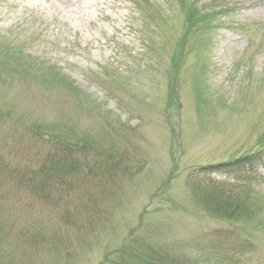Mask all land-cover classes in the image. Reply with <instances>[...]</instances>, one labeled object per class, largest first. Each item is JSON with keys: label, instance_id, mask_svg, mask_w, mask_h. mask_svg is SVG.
I'll use <instances>...</instances> for the list:
<instances>
[{"label": "rangeland", "instance_id": "obj_1", "mask_svg": "<svg viewBox=\"0 0 264 264\" xmlns=\"http://www.w3.org/2000/svg\"><path fill=\"white\" fill-rule=\"evenodd\" d=\"M64 135L104 153V176L78 172L53 197L79 208L90 192L102 219L66 255L11 234L13 264H100L143 230L239 234V253L201 264H264V167L211 175L232 198L257 197V216L239 223L207 209L219 190L197 174L264 151V0H0V143L36 169L48 136ZM11 182L30 225L21 210L38 200Z\"/></svg>", "mask_w": 264, "mask_h": 264}, {"label": "trees", "instance_id": "obj_2", "mask_svg": "<svg viewBox=\"0 0 264 264\" xmlns=\"http://www.w3.org/2000/svg\"><path fill=\"white\" fill-rule=\"evenodd\" d=\"M65 137L48 136L51 139L52 150L46 155L42 165L35 167L36 169L30 164L29 166L19 164L14 156L5 153V148L0 143V264L7 258L10 264H13L14 260L10 257L13 249L10 235L13 233H16L19 242L24 241L22 246L26 245L28 247L26 249L58 251L66 255L70 251L68 245L73 243L71 239L75 238V231L78 235L94 231L101 221L103 204L96 195L82 191L83 195L80 194V197L85 203L79 208L68 206L67 203L60 206V196L58 199L53 197L55 193L61 195L66 190L74 189L71 178L78 172H82V177L104 176V153L89 148L85 143L71 141ZM80 155H92L95 160L92 165H88L81 161ZM105 159L109 162L110 156ZM235 162L201 167L198 169L201 172L197 173L203 178L205 185L214 186L212 189L219 190L216 198L213 196L211 200L206 199L207 209L217 218L231 223L251 221L257 216L259 207L256 203L257 197L253 193L248 197L244 195L245 202H242L241 196L238 199L232 198L228 191L214 184L211 175L254 173L256 167H264V151L243 157L237 160L236 165ZM109 165L113 170L116 168L113 163ZM11 181L24 187L29 196L38 200V208L29 206L32 211L26 214L22 207L23 215L30 220L28 226L21 223L22 217L16 209L19 200L10 197V190L7 188L12 186ZM239 237L241 235L235 234V239L224 238L222 234L214 233L197 240L186 241L174 240L161 230L159 234L152 230L132 232L121 247L107 254L100 264H201L205 259L239 253L242 249Z\"/></svg>", "mask_w": 264, "mask_h": 264}]
</instances>
